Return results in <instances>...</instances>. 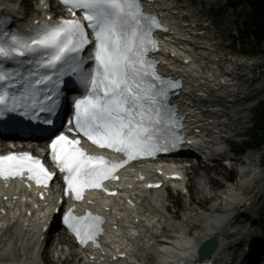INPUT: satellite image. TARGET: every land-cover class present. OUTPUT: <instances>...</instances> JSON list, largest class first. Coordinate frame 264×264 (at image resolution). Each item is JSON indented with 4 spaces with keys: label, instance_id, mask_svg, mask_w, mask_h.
Masks as SVG:
<instances>
[{
    "label": "snow or ice",
    "instance_id": "1",
    "mask_svg": "<svg viewBox=\"0 0 264 264\" xmlns=\"http://www.w3.org/2000/svg\"><path fill=\"white\" fill-rule=\"evenodd\" d=\"M61 3L72 12V19L38 22L27 36L0 34V60L31 56L34 59L29 64L36 65L23 76L19 96L8 89L22 74L0 69V115L20 110L27 115L37 107L50 111L36 98L38 86L53 82V75L58 80L66 72L78 78L85 93L74 101V124L70 121L73 126L68 129L74 138L65 133L54 135L48 148L51 161L63 174L64 194L79 200L85 188H101L102 181L118 179L116 170L130 161L168 152L183 143L178 129L184 118L171 100L183 85L158 73L159 61L150 57L158 51L153 32L162 26L155 14L144 11L142 0ZM77 11L83 13V22L75 18ZM90 44L94 45L89 57L94 66L85 70L83 53ZM81 134L93 145L121 153L125 159L109 163L101 156L87 155L79 146L80 139L75 138ZM25 172L27 179L38 185H47L54 175L27 152L0 156V177L15 178ZM64 223L81 245L91 241L99 246L102 217L91 213L77 217L69 210Z\"/></svg>",
    "mask_w": 264,
    "mask_h": 264
},
{
    "label": "bare ground",
    "instance_id": "2",
    "mask_svg": "<svg viewBox=\"0 0 264 264\" xmlns=\"http://www.w3.org/2000/svg\"><path fill=\"white\" fill-rule=\"evenodd\" d=\"M11 6L16 8L15 4H11ZM210 24H214L213 19L210 21ZM221 61H224V58H222ZM209 63L210 59L202 57L197 61L196 66L193 68H182V71L186 70L192 73L191 82L193 86L200 87V85H202L205 88L212 87V85L207 82L210 74ZM236 64L237 59H234L231 65ZM244 116L245 115H243L242 118H245ZM241 166L244 168V176H238L231 184L219 190L215 194L214 199H212L214 194L210 190L211 187H207V183H210V180L199 177L195 182V192H193V194H202L204 199H212L208 207L204 208L203 206L204 209L202 210L192 206V203H194L193 195V202L191 204L185 203V207L180 214L167 217V215L164 214V210H162L165 203L162 197L164 194L163 192H160L161 196L155 195L154 201L151 199V202L140 204L138 207L139 212H137L135 216L134 209L138 205L137 201L135 206L122 205L123 216L122 219L117 220V223L120 229L127 227L118 238L121 239V242L124 237L130 239L127 253L130 254V256L132 255L133 258L128 264H145L148 255L153 258L152 264H174L181 257H191L194 254L196 246L202 240L213 236L219 237L227 227L226 224L229 211L232 210L233 205L239 203V189L241 190L242 186L246 184L249 186V180L255 177L257 173L255 170L257 163L253 159L247 163L245 161L241 162ZM135 183L137 184L138 182ZM202 197H199L200 201L198 202V206L203 205ZM145 199L148 198L146 197L144 200ZM161 200H163V202H161ZM115 204L118 205L117 203ZM160 207L162 209H160ZM216 208H223L224 211L220 212ZM166 210L168 209L166 208ZM19 219L23 221L22 218ZM133 219L138 222H134ZM4 223L5 222L0 221V264H37L35 259L36 253L31 249L32 232L30 233V231L33 226L31 227L30 222L28 221L26 223L28 227L25 233H21L20 231L6 232V229L2 227ZM129 223L136 224L130 227L128 225ZM194 224L200 225L202 230L198 231L194 229V232L189 234L184 232L186 228ZM10 227H12V224ZM163 227L167 229V234H163L165 231V229H162ZM61 240L66 241L67 239L65 236L59 235V241ZM57 245L58 244L55 245L50 253L46 254L45 258L47 261H54L55 254H58L59 260L65 255V262H75L72 257L74 252L68 253L67 250L69 248H66L64 252H59L60 248H58ZM223 250L224 245L220 243L214 254L219 256L223 254ZM20 253L23 256H20L21 258H16V254ZM133 260H135V262L132 263ZM126 262L128 261H123L118 264H126Z\"/></svg>",
    "mask_w": 264,
    "mask_h": 264
},
{
    "label": "rangeland",
    "instance_id": "3",
    "mask_svg": "<svg viewBox=\"0 0 264 264\" xmlns=\"http://www.w3.org/2000/svg\"><path fill=\"white\" fill-rule=\"evenodd\" d=\"M26 1H30V0H26ZM208 1L210 3H213V2L215 3L216 2V4L214 5V8L211 9L212 17L215 18L217 21H219L220 27L224 29V33H226L228 31V29H226L227 27L231 28V29H233V28L241 29L242 28V24H241V20L242 19H241L240 13L234 12V11H232V9H228L227 6L224 7L227 0H208ZM218 7H220L223 10L221 15H217L216 14ZM220 21L222 22L223 25H221ZM249 42H250V39H249ZM254 42H255V39L251 38V43L250 44L246 43V45H248L247 48L254 47L255 46ZM243 49H246V47H244ZM260 50H261V52L259 54H257V55L249 53L248 57H246L245 60H244V58H242V56L241 57L237 56V58L241 59V61H257V62H261L264 65V46H261ZM227 51H230V50H227ZM230 58L234 59V57H230ZM263 76H264V74H263ZM262 99H264V93H262ZM256 102H257V100L253 99V102L251 103V105L252 104H256ZM245 115H247L248 118H247V120L245 119L246 122L244 124H242V128L240 130H244L246 127L251 126L252 123L255 121V117H254L252 111H248L247 113H245ZM249 131H251V130H248V132ZM244 138H246V136ZM237 146H238V139H236V141L232 145L231 152H229L230 155L232 154V152L237 150ZM263 152H264V147L261 149L260 154H263ZM260 157H261V155H260ZM217 168L219 169V174H217L216 171H210V172L206 171V172H203V173H198V175L200 174V176H199L200 178H203L205 180H207V179L210 180V183H207V187L208 186L211 187L210 190L213 189L212 193H214V194L216 192H218L217 191L218 188L216 186H219L220 188H224L226 186V185H223V178L226 177V175H229V173L234 172L235 173V177L238 176V171H237V167L236 166H234V167L233 166L232 167L229 166V168L226 169V168L222 167V164H220V166H218ZM198 175L195 174L194 177H193V180L195 182L199 179ZM212 180H214L215 183L212 182ZM195 182L193 183V192H195ZM244 188L246 189L247 186L244 187ZM248 189H250V188L248 187ZM193 195H194V203H195V205H192V206H194V208H198L199 206H197V205H198V202L200 201L199 197H202V194H200V195L193 194ZM195 198H196V200H198L197 203L195 201ZM172 199L175 202V204L178 206V208H180L179 209L180 210L179 213H181V210H183V208L185 207V203L186 202L184 200L179 199V198H174V196H172ZM203 199H204V197H202V200ZM210 201L211 200H207V201L205 200L204 201L205 207H208ZM199 209H200V207H199ZM195 225L197 226V224H195ZM198 226H200V225H198ZM195 230L201 231L202 227L200 226V227H198ZM150 259L153 261V258L150 257Z\"/></svg>",
    "mask_w": 264,
    "mask_h": 264
},
{
    "label": "trees",
    "instance_id": "4",
    "mask_svg": "<svg viewBox=\"0 0 264 264\" xmlns=\"http://www.w3.org/2000/svg\"><path fill=\"white\" fill-rule=\"evenodd\" d=\"M232 5L247 2L250 5V12L246 15L245 25L249 30H253L259 40L264 41V0H230ZM263 121L259 125L261 134L254 133L255 144L264 141V107L262 108Z\"/></svg>",
    "mask_w": 264,
    "mask_h": 264
}]
</instances>
